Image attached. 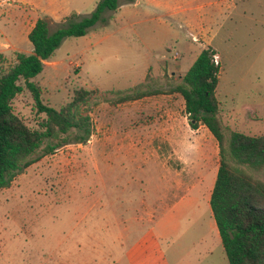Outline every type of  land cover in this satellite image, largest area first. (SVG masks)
Instances as JSON below:
<instances>
[{
	"label": "rangeland",
	"instance_id": "374dc122",
	"mask_svg": "<svg viewBox=\"0 0 264 264\" xmlns=\"http://www.w3.org/2000/svg\"><path fill=\"white\" fill-rule=\"evenodd\" d=\"M99 1L0 0L6 63L16 62V52L33 51L16 31L25 14L51 8L42 16H52L55 31L77 13L63 11L89 15ZM127 3L120 0L86 35L67 37L34 78L44 103L58 109L76 89L94 90L84 106L92 135L76 142L74 130L67 143L35 155L9 186H0V264H129L128 250L142 237L154 239L144 264H229L212 229L210 202L198 191L208 195L219 168L218 141L206 126H191L184 98L173 89L211 45L221 65L224 124L264 134V0H238L228 18L206 21L202 33L197 26L190 33L168 0ZM127 92L145 95L120 101ZM13 107L39 128L45 115L27 89ZM254 174L264 180V170ZM191 189L198 203L163 216Z\"/></svg>",
	"mask_w": 264,
	"mask_h": 264
},
{
	"label": "trees",
	"instance_id": "16d2710c",
	"mask_svg": "<svg viewBox=\"0 0 264 264\" xmlns=\"http://www.w3.org/2000/svg\"><path fill=\"white\" fill-rule=\"evenodd\" d=\"M119 7L120 0H100L91 14L73 13L55 31L50 19L41 16L28 35L31 53L16 52V62L7 64L0 52V186H9L15 173L33 163L35 155L53 153L67 143L74 130L76 142H86L92 135L91 117L84 106L94 90L76 89L58 109L44 103L43 89L34 78L67 37L86 35L105 21L106 11ZM214 54L215 48L205 47L173 91L183 96L191 126H206L218 141L220 162L210 205L229 264H264V180L254 174L264 170V134L229 130L224 124L217 96L221 65L214 62ZM24 89L45 115L39 128L28 126L14 110L13 102ZM143 95L127 92L120 101Z\"/></svg>",
	"mask_w": 264,
	"mask_h": 264
},
{
	"label": "crops",
	"instance_id": "0c3cea01",
	"mask_svg": "<svg viewBox=\"0 0 264 264\" xmlns=\"http://www.w3.org/2000/svg\"><path fill=\"white\" fill-rule=\"evenodd\" d=\"M151 3H155L157 5L161 4L163 2V0H150ZM170 1L169 3V9L171 10L172 13H175V15H179L180 19H182V22L188 27L190 28V33L192 32V29L194 27L200 29L201 33L204 31L205 32V22L209 21V22H214L218 23L221 20H225L226 18L229 17V15L231 14L232 10H235L236 8V2L238 0H168ZM140 2V0H134L133 2H128L127 4H138ZM46 8V7H45ZM74 8V7H73ZM72 7L69 9H66L65 11H63L64 16H67V14H70L72 12H77L80 13V9H73ZM45 12H29L28 14H25V17L23 18V22L22 24L19 26V28L16 29V31H21L25 33L24 37H28L29 32L32 30V28L34 27L37 19L42 16V15H49L47 12H50L51 8H47L45 9ZM50 14L52 15V13L50 12ZM52 17V16H51ZM50 16H48V18L52 20ZM55 19H59L61 17H53ZM50 21V22H51ZM51 26V23H50ZM194 34L193 39L197 40V35ZM9 44V43H8ZM5 41L1 42L0 40V52H4L5 50ZM17 49H20V47H18L17 45H13ZM209 46V45H208ZM211 46V45H210ZM214 48V47H213ZM203 50V49H202ZM201 52V51H200ZM199 55V54H198ZM197 55V57H198ZM176 57V56H174ZM194 59V61L196 60V58ZM193 61V62H194ZM221 76V74H220ZM204 126V125H201ZM200 126V127H201ZM209 157V156H208ZM211 158V156H210ZM208 162H210V160H207ZM218 172V170H217ZM217 172L214 173V180L212 182V184L210 185V188H208V195L205 196L204 195V190L203 189H199V193L201 194V198L204 199L206 202H210V198H211V193L214 187V183L217 177ZM194 173V172H193ZM205 173H209L208 171V167L205 168V170H202V176ZM196 189V186H193L192 189ZM192 189L189 193H187L185 196L181 197L180 199H178L177 201L173 202L172 205H169L165 208V210H163V216H167V217H171L175 210L180 208L182 205H187V204H191V203H198L197 199L193 196V192ZM211 206V205H210ZM210 215L214 218L213 213H212V209L210 211ZM215 220V219H214ZM212 229L213 231H217L216 234H219V230L218 227L216 225V221L212 223ZM217 229V230H216ZM220 236V234H219ZM221 239V237H220ZM154 242V239L152 238H148V237H142L140 238L138 241H136L128 250L127 256H128V261L129 264H144L145 259L148 258V250L150 245ZM222 242V241H221ZM227 256V255H226Z\"/></svg>",
	"mask_w": 264,
	"mask_h": 264
},
{
	"label": "built area",
	"instance_id": "2783aa9c",
	"mask_svg": "<svg viewBox=\"0 0 264 264\" xmlns=\"http://www.w3.org/2000/svg\"><path fill=\"white\" fill-rule=\"evenodd\" d=\"M196 39V38H195ZM213 60L216 64H220V60H219V55L218 54H214L213 55Z\"/></svg>",
	"mask_w": 264,
	"mask_h": 264
}]
</instances>
